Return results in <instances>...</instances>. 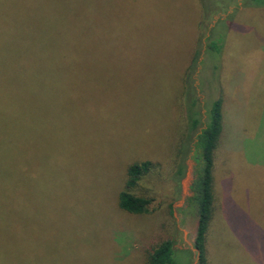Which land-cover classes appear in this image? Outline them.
<instances>
[{
    "label": "rangeland",
    "instance_id": "374dc122",
    "mask_svg": "<svg viewBox=\"0 0 264 264\" xmlns=\"http://www.w3.org/2000/svg\"><path fill=\"white\" fill-rule=\"evenodd\" d=\"M33 1L26 12L63 0ZM9 7L0 0V12ZM92 29V73L31 79L30 232L0 234V264H150L165 239L177 248L170 264H204L195 148L185 147L195 100L186 75L202 38L192 114L199 107L206 122L222 97L233 116L215 154L206 262L264 264V0H92ZM216 39L222 51L208 52ZM18 47L1 45L10 56ZM146 160L151 171L129 188V166ZM125 189L153 199L151 211L123 210Z\"/></svg>",
    "mask_w": 264,
    "mask_h": 264
},
{
    "label": "trees",
    "instance_id": "16d2710c",
    "mask_svg": "<svg viewBox=\"0 0 264 264\" xmlns=\"http://www.w3.org/2000/svg\"><path fill=\"white\" fill-rule=\"evenodd\" d=\"M7 2H10L9 9L0 12V234H29L27 112L30 91L40 89V84L30 88L31 79L45 72L92 73V0H63L46 13H38L39 8L26 12L23 7L33 0ZM20 6L22 11H17ZM19 22L24 24L21 23V28L17 29L15 25ZM7 41L20 46L11 56L1 49ZM31 42L34 46L28 48L26 45ZM202 44L203 38L197 44L186 75L187 101L191 93L195 98L190 99L192 106H198L190 83L203 54ZM222 47L217 39L213 40L208 43V52L220 53ZM223 105L222 97L216 99L207 112V121L203 123L199 107L198 113L192 114L194 106H189L185 147L189 150L195 148L197 165L190 188L199 214L195 246L204 264H207L206 233L213 214L215 154L225 128ZM152 167L153 162L149 160L130 165L127 186H136ZM185 167L184 162L180 163L177 179L185 174ZM152 201L129 189L119 194V206L131 214L149 213ZM176 250L173 239L163 240L151 253L150 264L172 263Z\"/></svg>",
    "mask_w": 264,
    "mask_h": 264
},
{
    "label": "crops",
    "instance_id": "0c3cea01",
    "mask_svg": "<svg viewBox=\"0 0 264 264\" xmlns=\"http://www.w3.org/2000/svg\"><path fill=\"white\" fill-rule=\"evenodd\" d=\"M232 118H233V116H231V114H228L226 112V110H224V119L223 120H225V123L227 122V120H229L227 123L230 124ZM225 136H226V132L224 131L223 134H222V138H221L222 142L224 141Z\"/></svg>",
    "mask_w": 264,
    "mask_h": 264
}]
</instances>
